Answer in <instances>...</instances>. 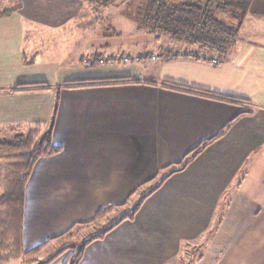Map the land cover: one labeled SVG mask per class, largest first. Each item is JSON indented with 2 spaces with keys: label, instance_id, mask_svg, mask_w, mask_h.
Returning <instances> with one entry per match:
<instances>
[{
  "label": "crops",
  "instance_id": "1",
  "mask_svg": "<svg viewBox=\"0 0 264 264\" xmlns=\"http://www.w3.org/2000/svg\"><path fill=\"white\" fill-rule=\"evenodd\" d=\"M18 1V10L0 18V133L52 121V143L60 147L35 162L24 186L22 247L114 206L109 215L126 213L85 246L78 264H253L254 256H264L248 251V242L264 231L256 227L264 224V0L251 1L238 40L218 64L192 58L194 47L161 37L157 53L124 50L142 54L138 67L76 69L72 81L82 86L55 91L12 89L46 77L40 40L54 32L72 37L88 6L81 0ZM117 78L126 80H110ZM217 135L159 184L189 151ZM107 218L82 233L97 234ZM68 254L49 264H63Z\"/></svg>",
  "mask_w": 264,
  "mask_h": 264
},
{
  "label": "trees",
  "instance_id": "2",
  "mask_svg": "<svg viewBox=\"0 0 264 264\" xmlns=\"http://www.w3.org/2000/svg\"><path fill=\"white\" fill-rule=\"evenodd\" d=\"M81 1L90 6L93 5L94 8H100L117 0ZM138 1L143 3L141 11H138L139 9H132L136 7L135 3ZM251 1L206 0L203 5H200L189 1L125 0L127 5L124 15L134 19L141 26L140 28L149 33H155V36L158 38L163 36L183 45L194 47L195 51H192L191 54L195 57L199 54H203L206 57L205 53H209L210 55L217 56V58H223L228 49L238 40L240 28L248 13ZM19 7L20 5L18 4L14 8H4L3 11H0V18L12 14ZM121 80H126V78L112 79L113 84L123 83L124 81L122 82ZM78 82L73 81L63 86L66 88L82 86L77 85ZM104 84L106 83L102 85ZM164 85L175 90L208 94L178 84L165 82ZM48 89L49 86L45 82L35 81L16 85L12 90L44 91ZM216 97L232 103H238L237 99L233 97L221 95H216ZM42 123H35L36 127L29 128L25 132H16L11 140L0 139V158L4 161L3 164H0V168L3 170V186L0 194V264L24 263L27 260L35 259L50 240L62 238L75 239L83 230L109 216L115 208L114 206H108L98 209L89 221L76 223L60 235L32 248L24 249L22 247L24 186L38 159L60 152V147L52 143L53 122L51 121L48 130L45 131L40 130ZM15 129L16 127L7 132H15ZM219 136L212 137L189 151L182 161L176 163V167L171 169L162 178L159 184L171 174L184 169L195 156ZM130 217L124 216L121 220ZM118 222L120 220L103 232L92 234L81 242L75 241L73 244L65 245L58 253L51 256L42 264H49L67 250H69V254L63 264H78L85 246L90 241L100 238L102 234L113 228Z\"/></svg>",
  "mask_w": 264,
  "mask_h": 264
},
{
  "label": "rangeland",
  "instance_id": "3",
  "mask_svg": "<svg viewBox=\"0 0 264 264\" xmlns=\"http://www.w3.org/2000/svg\"><path fill=\"white\" fill-rule=\"evenodd\" d=\"M173 2H193L196 4L203 5L206 0H171ZM117 3V4H116ZM18 0H0V11H3L4 8H14L18 6ZM125 0H117L106 4V6H101L100 8L90 9L88 6V12L81 16L76 22L80 26L78 32H73L72 37L67 36L66 32H54L52 35H47V39L40 40L39 43V62L41 66L44 67L47 72L45 73L46 77L42 78L48 86H53V91H55V86H62L64 84L73 82L72 80H77L72 78L71 75H74V70L78 69L79 71L82 68L86 67H114L123 65H135L139 66L138 62L133 63H121L112 64L109 62H95L89 64L86 59L90 60L94 53L97 54V58H107L111 53H117L119 55L124 54L126 51L137 52L139 50H148L153 53L159 51V47L162 45L157 41L160 39L155 36V33H149L146 30L140 28L141 26L134 20L124 15V10L126 9ZM136 7L132 8L139 9L141 11L143 8V3L138 1L135 3ZM93 6V5H92ZM246 18V17H245ZM82 27H88L87 30H83ZM240 35V34H239ZM52 38H51V37ZM163 38V36H162ZM107 45L108 47H103L102 49H95V47ZM147 46L148 48H144ZM190 50V48H188ZM100 50V51H99ZM106 50V51H104ZM112 50V51H110ZM126 50V51H124ZM192 50V49H191ZM191 52V51H190ZM82 56V57H81ZM87 56V58H86ZM148 61V60H143ZM38 62V61H37ZM73 73V74H72ZM121 79V78H117ZM103 80V79H102ZM112 80V79H111ZM116 80V79H114ZM51 121L44 122L40 126V130H48ZM15 132H6L2 131L0 133V139L11 140L13 135L18 132L22 133L28 130L29 128L36 127L35 123H23L21 125L15 126ZM2 158H0V164H3ZM1 169V168H0ZM3 170H0V194L2 192L3 186ZM137 196L133 197L131 204L128 205L127 210L131 213L133 206L136 204ZM136 198V199H135ZM126 210V211H127ZM125 210H117L112 215H109L105 219L100 227L94 229L95 232L99 233L100 230L113 224L119 217L124 214ZM126 213V212H125ZM258 227L260 230L264 228V224H260ZM101 228V229H100ZM262 228V229H261ZM258 230V231H260ZM86 231V230H85ZM257 231V229H256ZM89 238V232H83L82 236L76 237L75 239H63L56 240L51 242V244L44 248L41 253L34 259L27 260L24 263L14 262L12 264H42L48 260L51 256L59 252L61 248L65 245L72 244L73 242H81ZM207 240L209 242L210 234L207 235ZM208 245V243H206ZM242 247L241 251H245L243 248V242H240ZM248 251H264V231H261V234H255V238L248 242ZM264 256H254L253 264H264Z\"/></svg>",
  "mask_w": 264,
  "mask_h": 264
},
{
  "label": "built area",
  "instance_id": "4",
  "mask_svg": "<svg viewBox=\"0 0 264 264\" xmlns=\"http://www.w3.org/2000/svg\"><path fill=\"white\" fill-rule=\"evenodd\" d=\"M182 54H185V51L182 53ZM189 56L192 57V58H196V59H199V60H203V61H208L209 63L211 64H218L219 63V59L217 57H211V58H206L203 56V54H199L197 57H195L193 54L189 53ZM143 58L142 54H139V55H134V56H131L129 54H122V55H111V56H108L107 58H98L96 61L97 62H100V63H103V62H113V61H120V62H123V63H129V62H137V61H140L141 59ZM153 58V57H152ZM86 61H88L90 63L91 60H88L86 59Z\"/></svg>",
  "mask_w": 264,
  "mask_h": 264
}]
</instances>
